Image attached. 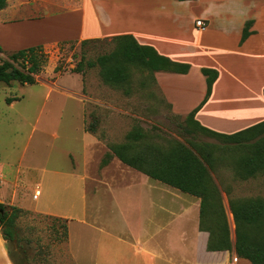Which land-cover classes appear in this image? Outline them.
Segmentation results:
<instances>
[{
    "label": "crops",
    "instance_id": "0c3cea01",
    "mask_svg": "<svg viewBox=\"0 0 264 264\" xmlns=\"http://www.w3.org/2000/svg\"><path fill=\"white\" fill-rule=\"evenodd\" d=\"M7 2L0 10V34L12 28L24 33L27 44L21 48L132 34L161 55L191 64L187 73L155 72L161 95L177 115L187 116L204 101L208 83L202 68L208 67L219 75L211 95L195 112L201 125L233 134L264 121V0ZM198 18L207 27L200 30L195 24ZM247 23L251 34L242 40ZM82 115L85 119L84 106ZM94 140L100 142L95 136ZM105 148L102 157L110 151ZM73 167L66 174L54 172L60 188L53 189L54 184L36 208L26 199L0 201L67 219L66 246L75 264H252L238 257L234 247L208 250L209 232L200 227L198 196L117 156L100 163L97 178L79 173L77 163ZM214 178L223 189L226 210L228 187L221 186L215 173ZM70 191L76 197L72 202L66 195ZM0 264H15L1 229Z\"/></svg>",
    "mask_w": 264,
    "mask_h": 264
},
{
    "label": "rangeland",
    "instance_id": "374dc122",
    "mask_svg": "<svg viewBox=\"0 0 264 264\" xmlns=\"http://www.w3.org/2000/svg\"><path fill=\"white\" fill-rule=\"evenodd\" d=\"M12 30L0 34V45L4 49L0 52V62L7 59L10 52L18 50L15 47L27 44L24 33L15 29L11 33ZM194 33L197 34L196 28ZM44 46L48 59L37 75V83L0 82L2 200L19 203L26 199L28 206L36 208L48 198L54 184L53 189L60 188L53 178L54 172H71L76 163L79 173L97 178L103 159L101 151L110 144L124 142L134 128L145 134L143 142L165 144L169 139H179L213 144L215 177L224 189H230V197L264 198V174L248 180L237 175L238 159L244 152L242 144L206 135L189 124L186 116L177 115L161 95L155 73L133 69L125 86L104 80L101 66L91 65L90 61L114 49L112 37L86 44L51 42ZM77 67L83 72L75 71ZM126 87L129 93L125 92ZM13 96L19 99L8 103L7 97ZM91 125H95L96 133L85 129ZM94 136L100 142L95 141ZM37 187L38 200L33 197ZM87 188L91 192L93 185ZM66 195L70 202L76 198L74 191ZM225 205L230 237L235 242L236 224L229 198ZM53 217L31 210L20 218L19 239L8 242L15 264H75L62 233L66 222Z\"/></svg>",
    "mask_w": 264,
    "mask_h": 264
},
{
    "label": "trees",
    "instance_id": "16d2710c",
    "mask_svg": "<svg viewBox=\"0 0 264 264\" xmlns=\"http://www.w3.org/2000/svg\"><path fill=\"white\" fill-rule=\"evenodd\" d=\"M7 0H0V10L7 6ZM251 34L250 23L245 25L242 40ZM96 39H83L86 44ZM115 47L109 53L98 56L91 65L101 66V75L107 83L125 86L129 83L133 69L154 74L156 71H173L187 73L191 64L176 62L161 55L153 46L137 41L132 34L112 37ZM73 42V41H63ZM4 49L0 45V52ZM48 59L43 44L33 45L9 53L7 59L0 62V82L10 84L18 81L21 84L37 83V75L43 70ZM83 72L81 68L75 69ZM202 72L207 77L208 89L204 101L209 98L212 86L219 73L216 69L204 67ZM156 80V78H155ZM126 93L130 89L126 87ZM18 96L7 97L12 103ZM186 116L189 124L206 135L223 137L236 144H242L244 152L238 159L236 172L239 177L247 179L257 174H264V121L233 134H222L201 125L195 119V112ZM91 133H96L95 125L85 126ZM192 131V129H188ZM145 134L141 129H132L122 143H113L101 161L107 164L113 156L124 163L143 171L155 179L188 192L201 199L200 227L209 232L208 250H231L233 247L238 257L249 259L252 264H264V198H231L229 205L236 224L235 243L230 237L228 218L223 202V189L217 184L214 155L215 146L209 142L181 141L169 139L165 144L143 142ZM245 145V146H244ZM31 210L0 201V229L8 242L19 239L18 223L22 216ZM45 216H48L45 214ZM54 219H62L53 217ZM63 236L68 239L67 219H64Z\"/></svg>",
    "mask_w": 264,
    "mask_h": 264
},
{
    "label": "built area",
    "instance_id": "2783aa9c",
    "mask_svg": "<svg viewBox=\"0 0 264 264\" xmlns=\"http://www.w3.org/2000/svg\"><path fill=\"white\" fill-rule=\"evenodd\" d=\"M195 24L200 30L207 27V23L205 22L203 18L196 19ZM39 193H40V190H39V187H37L35 194H34V198L38 197Z\"/></svg>",
    "mask_w": 264,
    "mask_h": 264
}]
</instances>
